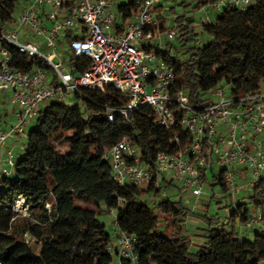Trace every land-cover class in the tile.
Wrapping results in <instances>:
<instances>
[{"label":"trees","instance_id":"trees-1","mask_svg":"<svg viewBox=\"0 0 264 264\" xmlns=\"http://www.w3.org/2000/svg\"><path fill=\"white\" fill-rule=\"evenodd\" d=\"M17 3L0 0L1 24L14 20ZM141 6V0L118 6L122 21L131 19ZM202 7L200 0H171L168 6L171 15L178 14L179 35L156 53L175 67L174 90L187 92L195 108L202 107L208 93L220 84L230 86L235 98L260 93L264 0H255L246 10L225 9L196 32L194 16ZM10 51L15 69L30 72L43 67L38 59L12 47ZM66 60L75 75L90 65L89 59L69 52ZM127 102V96L113 88L81 89L70 103L52 101L42 106L26 129L13 175L0 179V263L110 264L113 258L107 250L112 237L99 216L115 211L118 231L137 237L142 264H259L264 257V228L250 239L241 237L238 225L254 210H260L264 224V178L243 202L225 206L230 209L225 221L211 214V203L202 215L182 199L166 196L164 189L175 184L159 182L155 174L144 186L121 185L114 179L107 152L120 141L135 146L142 162L154 171L160 151H176L170 143L173 134L186 138L180 126L175 131L158 126L149 106L125 120L118 111ZM113 110L111 123L107 117ZM57 134L65 135V153L54 144ZM209 177L213 190L220 187L223 196L229 195L222 175L213 169ZM19 199L26 202L25 214L16 211ZM193 218L204 224L197 241L187 228Z\"/></svg>","mask_w":264,"mask_h":264},{"label":"built area","instance_id":"built-area-1","mask_svg":"<svg viewBox=\"0 0 264 264\" xmlns=\"http://www.w3.org/2000/svg\"><path fill=\"white\" fill-rule=\"evenodd\" d=\"M254 1L200 0L203 7L196 15L200 24H206L211 12L246 10ZM116 2L18 0L14 20L0 23V93L6 95L15 114L13 125L0 129V179L14 173L16 145L10 146L11 141L25 137L45 103H70L81 89L104 92L113 88L128 98L125 108L118 111L125 120L149 106L158 126L170 131L180 126L186 136L183 141L173 134L170 143L176 151H160L154 171L127 140L112 146L107 158L112 160L113 177L119 184L144 186L155 174L159 182H173L182 192L199 198L207 186L204 175L210 178L214 169L227 182L229 195L240 189L252 191L264 178V85L260 93L235 98L230 86L220 84L208 93L202 107L195 108L187 92L174 90L175 67L156 53L166 42L177 40L178 15L170 16L173 24L168 28L163 0H141V8L131 19L118 22L113 12ZM163 26L168 29L163 31ZM10 47L42 61L43 67L30 72L15 69ZM67 52L89 59V68L75 75ZM107 119L114 122V110ZM112 214L117 237L107 250L113 258L110 264H142L137 237L120 233L117 214ZM240 226L241 237H247L246 231L263 229L260 210H254ZM259 264H264V257Z\"/></svg>","mask_w":264,"mask_h":264},{"label":"rangeland","instance_id":"rangeland-1","mask_svg":"<svg viewBox=\"0 0 264 264\" xmlns=\"http://www.w3.org/2000/svg\"><path fill=\"white\" fill-rule=\"evenodd\" d=\"M170 4H171L170 1L165 0L166 6H170ZM216 15H217L216 13L213 14V18H215ZM194 17L198 20V22L195 24L196 32H200V30H201V28L199 27L200 17H198L197 15H195ZM172 24H173V19L168 21L167 27L170 28L172 26ZM162 30L164 31V29H162ZM12 114H13V108L10 106L8 100L6 99V95H4V93H0V117H1V119L2 120L7 119L8 117L10 118V116L12 118ZM64 139H65L64 134H57L54 138V144L57 146L58 150L60 152H63V153L68 151V146L64 142L65 141ZM18 145H20V142L18 143ZM16 149L17 150L15 152L17 153L19 149L18 148H16ZM19 151L22 152L23 149H20ZM109 163H112V160H109ZM211 181H212V178H207L205 180V183L207 184V186L204 188L203 195L199 198L194 197L190 192L180 193L177 185H175L171 188H168V189H164V192H165L166 196H170L171 198H175L178 200L182 199L185 205H187L188 207H190L194 211L197 209L195 212L198 214H202V215L204 214V211L206 210V205L208 204V202L212 201V198L214 197V201L212 203L210 212L212 215L220 214V220L224 221L227 219L228 214H229L228 208H226L225 206H229L230 204L232 205V204H238L240 202H243L246 198V195H242L243 193H242V190L240 189L239 191H237V193L234 196H231V195L223 196L221 194L220 187H218L216 189V191H215L216 195H214L212 193ZM150 205L153 206L152 204H150ZM82 206L84 208H88V209H95V207L91 206V205L82 204ZM218 206H221L220 210L218 209ZM25 208H27L26 202L24 203V207L22 209H16V210H20V211H22L23 214H25L27 212V211H25ZM99 220L106 226L107 232L111 235L112 240L114 241L115 238L117 237V233H116V228L114 225V218H113L112 211L110 212V214L107 213V214L100 215ZM193 223H195V224H193ZM196 223H198V225L194 227V225H196ZM200 225H201V227L204 226L202 221L198 218L189 219L187 221V226H188L187 228H188V230H191V232L192 231H200V229L198 227ZM195 238L196 237L193 236V239H195Z\"/></svg>","mask_w":264,"mask_h":264},{"label":"crops","instance_id":"crops-1","mask_svg":"<svg viewBox=\"0 0 264 264\" xmlns=\"http://www.w3.org/2000/svg\"><path fill=\"white\" fill-rule=\"evenodd\" d=\"M130 1H132V0H117V2H116V4L113 6V12L115 13V15L117 16V19H118V22L120 21H122V18H121V16L119 15V13H118V6H120L121 4H126V3H129ZM167 1H170L171 2V0H167ZM162 5L166 8V11H167V14L169 15V18H168V21H170L171 20V18H170V16H171V14L168 12V6H166L165 5V0H163V3H162ZM213 14L214 13H209V19L210 20H212V19H214L213 18ZM199 17V16H198ZM168 21H167V23H168ZM167 25V24H166ZM5 95V94H4ZM7 99V98H6ZM14 119H15V114H14V110H13V114H12V118H11V116H10V118L8 117L7 119H4V120H0V129H3V130H7V129H9L12 125H13V123H14ZM18 142H20V145H18ZM24 143H25V137L24 138H20V139H18V140H13V141H11V145L10 146H15L16 145V148H18L19 150L20 149H23V146H24ZM17 150V149H16ZM216 189L215 190H213L212 189V193L214 194V195H216ZM242 195H246L247 196V194H248V191H246V190H243L242 191ZM232 196V195H231ZM234 196V195H233ZM239 196V195H238ZM211 203V204H210ZM212 203H213V201L211 202H208V204H210V206H212ZM207 204V205H208ZM201 207V206H200ZM220 207L221 206H218V209L220 210ZM202 209V208H201ZM197 210V209H196ZM195 210V211H196ZM203 210V209H202ZM228 213L230 214V209H228ZM110 214V213H109ZM228 214V215H229ZM219 218H220V214H219ZM225 221V220H224ZM193 224H195V223H193ZM241 224V223H240ZM240 224L238 225L239 226V230H240V232H241V226H240ZM198 225V223H196V225H194V227L195 226H197ZM199 228H203L204 226H202L201 227V225L200 226H198ZM189 232L192 234V236H194V237H196L194 240L195 241H197V240H199V238L197 237L198 235H200V234H203V232L202 231H192L191 232V230H189ZM245 234H246V236L248 237V238H252L253 237V234H254V232L253 231H246L245 232Z\"/></svg>","mask_w":264,"mask_h":264},{"label":"bare ground","instance_id":"bare-ground-1","mask_svg":"<svg viewBox=\"0 0 264 264\" xmlns=\"http://www.w3.org/2000/svg\"><path fill=\"white\" fill-rule=\"evenodd\" d=\"M24 203H25V201H24L23 199H19V201L17 202V204H16V207H15V208H17V209H20V208H22V207H23V205H24Z\"/></svg>","mask_w":264,"mask_h":264}]
</instances>
